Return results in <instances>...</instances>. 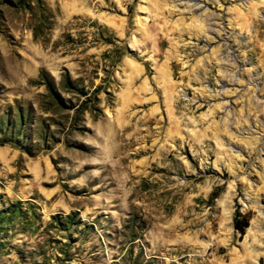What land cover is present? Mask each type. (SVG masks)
<instances>
[{
    "label": "rangeland",
    "instance_id": "374dc122",
    "mask_svg": "<svg viewBox=\"0 0 264 264\" xmlns=\"http://www.w3.org/2000/svg\"><path fill=\"white\" fill-rule=\"evenodd\" d=\"M0 264H264V0H0Z\"/></svg>",
    "mask_w": 264,
    "mask_h": 264
},
{
    "label": "trees",
    "instance_id": "16d2710c",
    "mask_svg": "<svg viewBox=\"0 0 264 264\" xmlns=\"http://www.w3.org/2000/svg\"><path fill=\"white\" fill-rule=\"evenodd\" d=\"M233 225H234V229L236 230V231H238V232H240L241 234H243V232H244V228L246 227V225H243V224H241V222L238 220V219H234V223H233Z\"/></svg>",
    "mask_w": 264,
    "mask_h": 264
}]
</instances>
